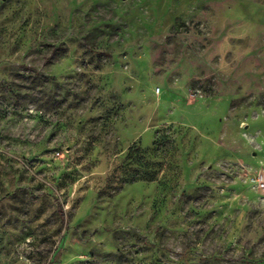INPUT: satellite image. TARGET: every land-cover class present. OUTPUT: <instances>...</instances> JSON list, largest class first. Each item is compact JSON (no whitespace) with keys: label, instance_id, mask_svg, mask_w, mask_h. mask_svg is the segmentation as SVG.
Listing matches in <instances>:
<instances>
[{"label":"rangeland","instance_id":"1","mask_svg":"<svg viewBox=\"0 0 264 264\" xmlns=\"http://www.w3.org/2000/svg\"><path fill=\"white\" fill-rule=\"evenodd\" d=\"M262 183L264 0H0V264H264Z\"/></svg>","mask_w":264,"mask_h":264},{"label":"built area","instance_id":"2","mask_svg":"<svg viewBox=\"0 0 264 264\" xmlns=\"http://www.w3.org/2000/svg\"><path fill=\"white\" fill-rule=\"evenodd\" d=\"M262 186H264V183H262Z\"/></svg>","mask_w":264,"mask_h":264},{"label":"trees","instance_id":"3","mask_svg":"<svg viewBox=\"0 0 264 264\" xmlns=\"http://www.w3.org/2000/svg\"><path fill=\"white\" fill-rule=\"evenodd\" d=\"M132 148H134V147H132Z\"/></svg>","mask_w":264,"mask_h":264}]
</instances>
